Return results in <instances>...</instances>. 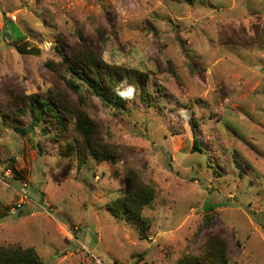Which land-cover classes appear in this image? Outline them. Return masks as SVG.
Listing matches in <instances>:
<instances>
[{
    "label": "rangeland",
    "instance_id": "rangeland-1",
    "mask_svg": "<svg viewBox=\"0 0 264 264\" xmlns=\"http://www.w3.org/2000/svg\"><path fill=\"white\" fill-rule=\"evenodd\" d=\"M60 45L144 72L151 102L104 104ZM30 95L84 114L116 160L80 165L71 119L33 125ZM127 166L155 190L143 223L107 208ZM0 214V246L43 264H179L214 234L230 264H264V0H0Z\"/></svg>",
    "mask_w": 264,
    "mask_h": 264
},
{
    "label": "trees",
    "instance_id": "trees-1",
    "mask_svg": "<svg viewBox=\"0 0 264 264\" xmlns=\"http://www.w3.org/2000/svg\"><path fill=\"white\" fill-rule=\"evenodd\" d=\"M172 1L193 3L195 0ZM58 48L62 51V63L67 70L80 79L82 83H85L104 104L124 109L126 99L133 96H137L148 103L151 102V93L146 86L148 76L144 72L107 64L93 51L71 50L68 52L62 50V45ZM17 49L23 54L32 53V50L26 48L17 47ZM68 84L70 87L76 88L73 80L69 81ZM25 106L33 116V125L42 118L45 120L46 127L54 129L55 135L58 137L60 132L67 130L65 121L71 119L70 122L73 123L75 134H80L83 140L79 142L69 139L65 147L70 153L76 154L80 165L87 161L88 156L99 161L116 160L117 153L110 145L91 139L93 125L90 120L82 113H77L72 117V112L60 98L30 95ZM25 108L20 107L9 111L17 115H24ZM14 129L21 134L28 130L17 126H14ZM194 147L198 149L197 140ZM154 196V188L142 180L141 174L135 168L127 166L124 170L122 194L111 201L107 208L116 219L143 223L142 211L152 202ZM0 264H43V262L33 247L1 245ZM179 264H230L227 258L226 240L215 234L209 236L199 256L181 259Z\"/></svg>",
    "mask_w": 264,
    "mask_h": 264
},
{
    "label": "water",
    "instance_id": "water-1",
    "mask_svg": "<svg viewBox=\"0 0 264 264\" xmlns=\"http://www.w3.org/2000/svg\"><path fill=\"white\" fill-rule=\"evenodd\" d=\"M7 36V35H6Z\"/></svg>",
    "mask_w": 264,
    "mask_h": 264
}]
</instances>
